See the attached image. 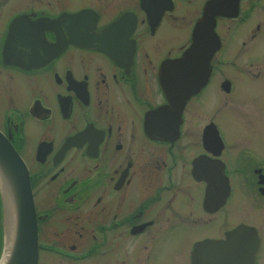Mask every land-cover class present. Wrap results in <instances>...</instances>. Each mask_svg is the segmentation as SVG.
Instances as JSON below:
<instances>
[{
    "label": "flooded vegetation",
    "instance_id": "flooded-vegetation-1",
    "mask_svg": "<svg viewBox=\"0 0 264 264\" xmlns=\"http://www.w3.org/2000/svg\"><path fill=\"white\" fill-rule=\"evenodd\" d=\"M205 15L220 47L184 94ZM263 46L264 0H0V134L38 264H264V106L242 92Z\"/></svg>",
    "mask_w": 264,
    "mask_h": 264
},
{
    "label": "water",
    "instance_id": "water-1",
    "mask_svg": "<svg viewBox=\"0 0 264 264\" xmlns=\"http://www.w3.org/2000/svg\"><path fill=\"white\" fill-rule=\"evenodd\" d=\"M206 15L193 31V44L177 60L178 80L185 82V75L191 74L189 88L178 86L180 90L197 93L203 88L209 75V63L216 51L214 19ZM184 84V83H183ZM3 187L12 196L14 209V236L10 254L5 264H38V226L34 201L24 163L11 144L0 134V191ZM5 205V204H4Z\"/></svg>",
    "mask_w": 264,
    "mask_h": 264
},
{
    "label": "rangeland",
    "instance_id": "rangeland-1",
    "mask_svg": "<svg viewBox=\"0 0 264 264\" xmlns=\"http://www.w3.org/2000/svg\"><path fill=\"white\" fill-rule=\"evenodd\" d=\"M263 16L260 15H256L255 19L258 20V18H262ZM253 25V23H252ZM249 27H251V25H248ZM232 27V22H224L221 26H220V32L221 33H227L230 31ZM216 28V27H215ZM216 31V29H214ZM179 32V31H178ZM184 39L180 38V39H175L172 41V43H175V44H179V43H182ZM264 51V46L262 47V52ZM230 55V54H229ZM214 56V55H213ZM231 60L233 59L232 57L229 58V56L225 57V60ZM234 61V59H233ZM236 63V61H234ZM238 64V62H237ZM231 66H227L226 69H224V72L225 74H227V70H231L230 69ZM219 80H217V78H215L213 80V83L211 84V87H213L215 85V82H217ZM242 92L243 93H247L248 95L247 98H249L256 106H259V105H263L264 106V85H261V84H254L252 85L251 87H248V88H242ZM233 116V110H230V111H227L226 109V112L224 114V119H221L223 124H224V127L226 129H230V125H228L227 123V119L230 118ZM1 209H3V215L0 213V260L2 259L3 257V254H4V251H5V247H6V229H5V224H6V221H5V205H4V202L1 198V194H0V212H1ZM87 264V263H86Z\"/></svg>",
    "mask_w": 264,
    "mask_h": 264
},
{
    "label": "bare ground",
    "instance_id": "bare-ground-1",
    "mask_svg": "<svg viewBox=\"0 0 264 264\" xmlns=\"http://www.w3.org/2000/svg\"><path fill=\"white\" fill-rule=\"evenodd\" d=\"M4 204H5V229H6V247L3 254L2 259L0 260V264H5L8 260L10 254V246L13 241L14 236V209L12 205V196H10L9 192L3 187L2 190Z\"/></svg>",
    "mask_w": 264,
    "mask_h": 264
}]
</instances>
